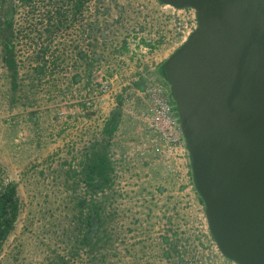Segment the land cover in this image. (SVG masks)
Here are the masks:
<instances>
[{"label":"rangeland","instance_id":"obj_1","mask_svg":"<svg viewBox=\"0 0 264 264\" xmlns=\"http://www.w3.org/2000/svg\"><path fill=\"white\" fill-rule=\"evenodd\" d=\"M61 2L0 0V185L14 182L20 201L0 264H238L213 240L195 183L174 192L163 184L159 157L136 154L149 134L143 112L150 102L138 91L145 79L134 77L140 67L158 71L187 39L196 10L160 0H93L92 22L108 31L94 32L92 63L61 56L69 43L40 30ZM95 67L116 76L121 114L113 135L87 147L74 134L89 117L76 111ZM111 148L135 158L124 168L126 197L85 181L89 158Z\"/></svg>","mask_w":264,"mask_h":264},{"label":"water","instance_id":"obj_2","mask_svg":"<svg viewBox=\"0 0 264 264\" xmlns=\"http://www.w3.org/2000/svg\"><path fill=\"white\" fill-rule=\"evenodd\" d=\"M198 26L164 61L195 186L221 252L264 264V0H160Z\"/></svg>","mask_w":264,"mask_h":264},{"label":"built area","instance_id":"obj_3","mask_svg":"<svg viewBox=\"0 0 264 264\" xmlns=\"http://www.w3.org/2000/svg\"><path fill=\"white\" fill-rule=\"evenodd\" d=\"M60 7L62 6L55 5L54 9H50V18L42 19L43 28L40 30L48 31L50 29L54 32L51 37L54 38V41H66V43H69L65 48L60 47L59 54L61 56L71 59L84 57L93 63V45L91 42L94 40H80L78 38L80 34L78 31L79 26L73 21L74 19L71 16L66 20L60 19V21L58 19ZM197 26L198 18L195 16L187 35L189 36ZM45 36L40 35L36 40H45ZM82 42H85L83 46L78 44ZM59 54L57 53L56 56H60ZM128 66L126 64L122 68L125 69ZM155 69L156 67L152 65H150L148 70L140 67L139 70H141L142 75L140 74L134 77L135 81L139 80L141 76L145 79L144 89L138 91L142 95H146L150 102L149 109L143 112L149 134L144 141L136 146V154L141 156L147 152H153L164 165L170 167L173 160L187 157L188 148L181 130L170 86L166 84L165 80L159 77ZM117 71L118 68H116L115 73ZM93 73L91 84L85 91L83 98H81V107H78L76 111L78 116L82 114L85 117H89V119L86 127L77 130L74 134L75 136H83L85 139L83 144L87 147L90 146L92 138L105 134L104 129L106 123L118 105L112 88L113 80L116 76L110 78L107 75V69L98 67H95ZM103 105H105V108ZM108 157L112 167L111 185L118 194L126 197L128 194V183L125 180L124 168H126L128 163L135 165V158L132 157L130 151L120 153L114 148H111Z\"/></svg>","mask_w":264,"mask_h":264},{"label":"trees","instance_id":"obj_4","mask_svg":"<svg viewBox=\"0 0 264 264\" xmlns=\"http://www.w3.org/2000/svg\"><path fill=\"white\" fill-rule=\"evenodd\" d=\"M164 62L160 65V75L165 78ZM166 79V78H165ZM121 109L118 106L111 114L105 127V133L113 135L119 126ZM86 184L92 188L108 187L112 183V167L108 154L104 151H96L89 158L85 167ZM194 180V179H193ZM197 189V188H196ZM202 198V197H201ZM203 201V199H202ZM204 202V201H203ZM20 210L17 185L8 182L0 185V248L15 227ZM210 229V227H209ZM211 232V230H210ZM212 238H215L211 232ZM216 242V241H215Z\"/></svg>","mask_w":264,"mask_h":264},{"label":"flooded vegetation","instance_id":"obj_5","mask_svg":"<svg viewBox=\"0 0 264 264\" xmlns=\"http://www.w3.org/2000/svg\"><path fill=\"white\" fill-rule=\"evenodd\" d=\"M61 2L60 5L62 7H60V10L58 12V15L60 17V15L62 16L63 13H65L66 9H69L71 11V17L74 19L73 21H75L78 24V31L80 32L79 34V39L80 40H89L95 39V35L94 32H104V31H108V27L104 26L103 23L102 24H98V25H94V23L92 22V17H93V0H70V1H65ZM63 17H65L63 15ZM61 19V17H60ZM106 37L103 36L102 37H97V40L100 39H105ZM50 39H54V38H50Z\"/></svg>","mask_w":264,"mask_h":264},{"label":"crops","instance_id":"obj_6","mask_svg":"<svg viewBox=\"0 0 264 264\" xmlns=\"http://www.w3.org/2000/svg\"><path fill=\"white\" fill-rule=\"evenodd\" d=\"M159 69L160 67L158 68L157 74L159 75L161 79L165 80L167 85H169L166 79L160 75ZM140 74L141 72L139 74L137 73L136 75H140ZM117 106L115 107V109L117 108ZM103 107L105 108V105H103ZM76 138H83V136L81 135L76 136ZM164 168H165V171L163 173V182H164L163 184L166 187L173 190L174 192L181 193V194H183L184 189L189 190L190 187L192 188L193 186L192 183L194 182H193V174H192V169H191V159H190V155L188 154V151H187V157L185 156V158H182V159H175L173 160V162H171L170 167H167L166 165H164ZM178 190L180 192H178Z\"/></svg>","mask_w":264,"mask_h":264}]
</instances>
